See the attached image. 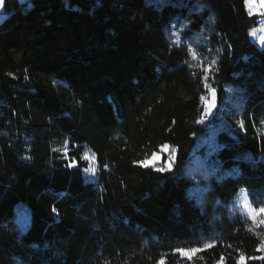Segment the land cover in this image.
<instances>
[{"label":"trees","instance_id":"1","mask_svg":"<svg viewBox=\"0 0 264 264\" xmlns=\"http://www.w3.org/2000/svg\"><path fill=\"white\" fill-rule=\"evenodd\" d=\"M3 12L0 264H264V227L236 201L244 188L264 206V46L245 0H5ZM205 83L217 103L198 124ZM165 143L170 172L137 163ZM194 151L211 167L190 193Z\"/></svg>","mask_w":264,"mask_h":264},{"label":"rangeland","instance_id":"2","mask_svg":"<svg viewBox=\"0 0 264 264\" xmlns=\"http://www.w3.org/2000/svg\"><path fill=\"white\" fill-rule=\"evenodd\" d=\"M20 1H25V0H20ZM256 2H260V0H256ZM247 3H248V0H245V8H246L247 12L249 13L248 7H247ZM251 14H255V15H259L260 16L259 17L260 18L259 24L256 25V26H254V27H252L250 29L249 36H250V39L256 44V46L259 49H261L264 46V43H261V40H260L261 36H264V12L257 11V10H253V12ZM3 19H4L3 7H0V22ZM253 33H255V34H253ZM204 95L205 96H209V93L206 91V93ZM210 98L211 97L209 96V99ZM203 106H204V101H203ZM214 109H213V111H214ZM212 113H210L206 118L211 117ZM208 136L209 135H206L205 134V135H203V136H201L199 138L197 145H200L201 146V148H200L201 150L203 148L209 149ZM165 144H167V143H165ZM166 151H167V154H161L162 150H161V147H159L158 150L156 152H154V153H157L158 155H161V159L156 162V165H155L156 167H162V166H164V163H166L168 161L169 156H171V152H170V149L169 150H166ZM152 156H153V154L149 155L144 160H151V157ZM86 157H87V160H88V162H87L88 164H87V167L83 168V171L86 168H88V169L95 168V158L92 157L93 159L90 160L91 158L88 155H86ZM198 159H199V156L198 155L196 156L195 151H194L192 153V160H191V162H189L187 164V166H186V169L189 171V173L191 174L192 179L194 181V183H193V189H190L189 190L190 193L194 192L195 190L199 191L200 189H202L205 186V183L203 181L204 172L206 170H208V168L211 167L210 163H206V165H204V164L200 163ZM72 164H74V163H72ZM221 169L224 170L225 172H228V169L226 168V166L222 167ZM84 175H85V177L87 179H90V180H93L94 179V175L91 172H85L84 171ZM236 201L240 205L241 210L244 211L245 214L251 220H253L251 218L252 217V213L249 211V209L258 210L259 208H253L250 205L249 200H248V197L246 195V190L244 188H242V189H240L238 191ZM22 216H23V222H21V219H20V222L22 223L21 224L22 229H24V228L27 227V225L29 223V219H30V215H29V213H28V211L26 209H24L18 215L19 218H21ZM260 220H264V214L257 213L256 219L254 221H257V223H259ZM261 225L264 227V224H261ZM186 251H188V250H186ZM194 255L195 254H192L191 257H193ZM182 256H184V255H182ZM186 257H188V256H186Z\"/></svg>","mask_w":264,"mask_h":264},{"label":"snow or ice","instance_id":"3","mask_svg":"<svg viewBox=\"0 0 264 264\" xmlns=\"http://www.w3.org/2000/svg\"><path fill=\"white\" fill-rule=\"evenodd\" d=\"M5 4V0H0V7H3ZM248 11L251 14L253 10L261 11L264 12V0H260V2H256V0H248L247 3ZM255 34V33H253ZM261 43H264V36H261L260 38ZM189 52H192V58L195 59V52L192 51L191 48H189ZM216 61H212V64L206 65L203 67V71L207 74L211 71V68L213 65H215ZM207 75L204 77L205 81L207 80ZM205 89L209 93V96L211 97L209 99V96L202 95L200 99L204 101V111L201 113L200 118L197 120L198 124H203L205 121V118L213 112V109L216 107L217 103V91L215 88L209 87L207 83L204 84ZM161 147V154H167L166 150L170 149L171 156H169V159L166 163H164V166L162 167H156V162L161 159V155H158L157 153H153V156L151 157V160H143L137 162L140 166L144 168H149L152 167L155 169V171L164 173V172H170L173 167V162L176 161L177 159V150L176 148H170L168 144H163L160 146ZM87 159V157H85ZM68 167H78V164H69ZM85 172H91L93 175L96 173L95 168L91 169H84ZM55 211V209L53 210ZM249 211L252 213V219H256L257 213L259 214H264V207L259 208L258 210L255 209H249ZM260 224H264V220L259 221ZM210 247V246H209ZM262 247H264V238H262ZM177 252H180L184 256H188L189 258L191 257L192 254H195L196 252L200 251V249L193 248L191 250L186 251L185 249H176ZM223 259V258H222ZM163 264V262H161ZM238 264H245V257L240 256Z\"/></svg>","mask_w":264,"mask_h":264}]
</instances>
